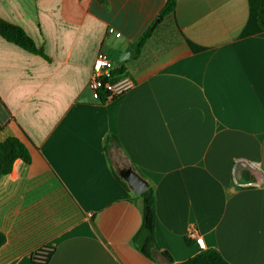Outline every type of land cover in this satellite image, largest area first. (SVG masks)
Segmentation results:
<instances>
[{"label":"crops","instance_id":"crops-1","mask_svg":"<svg viewBox=\"0 0 264 264\" xmlns=\"http://www.w3.org/2000/svg\"><path fill=\"white\" fill-rule=\"evenodd\" d=\"M166 2L0 0L47 56L0 35V143L31 154L0 179V264H159L133 243L132 174L154 189L157 246L174 263L202 250L195 231L230 264H264V181L240 167L264 177L259 0H177L161 17ZM127 47L134 87L95 99L98 53L116 66Z\"/></svg>","mask_w":264,"mask_h":264},{"label":"trees","instance_id":"trees-1","mask_svg":"<svg viewBox=\"0 0 264 264\" xmlns=\"http://www.w3.org/2000/svg\"><path fill=\"white\" fill-rule=\"evenodd\" d=\"M177 0H167L161 11V17H165L174 12ZM260 30H264V0H259L258 11L253 15ZM153 28H149L136 44L137 52L151 36ZM0 35L10 43H13L23 49L47 58L43 49L38 48L34 41L18 26L12 25L0 18ZM124 65L115 68V74L122 76L125 74ZM103 101L104 97L101 95ZM22 160L25 163L31 162V154L28 148L16 137H9L0 143V179L13 170L15 163ZM142 203V226L136 234L133 243L147 257L156 261L153 254L159 251L155 238L156 226V205L155 193L152 187L145 190L139 196ZM5 243V237L0 232V247ZM169 258L172 264H230L215 249L201 250L193 258L182 262L174 263L166 252H161Z\"/></svg>","mask_w":264,"mask_h":264},{"label":"built area","instance_id":"built-area-1","mask_svg":"<svg viewBox=\"0 0 264 264\" xmlns=\"http://www.w3.org/2000/svg\"><path fill=\"white\" fill-rule=\"evenodd\" d=\"M112 31V29H111ZM119 36V34H117ZM115 63L103 52H99L94 65L90 81V88L93 96L97 100H101V95L104 97L103 101H108L117 97H121L128 93L134 87V81L130 76L124 74L117 76L115 72ZM197 244L204 249V242L200 235L195 231L189 233ZM203 242V246L201 245Z\"/></svg>","mask_w":264,"mask_h":264},{"label":"water","instance_id":"water-1","mask_svg":"<svg viewBox=\"0 0 264 264\" xmlns=\"http://www.w3.org/2000/svg\"><path fill=\"white\" fill-rule=\"evenodd\" d=\"M161 17L158 18V20H160ZM137 55V53L131 48V47H127L123 53L120 55L119 57V63L116 65L117 68L121 67V64L129 59H133L135 58ZM240 167H242L243 169H246L250 175H252L253 177H255V184H261L264 181V177L261 173H259L258 171L248 167L247 165H241ZM130 184L133 186L134 188V192L137 195L142 194L145 190L148 189V184L145 183L141 178H139L137 175L132 174L130 176L129 179ZM154 258L156 259V261L159 264H172L171 261L169 260V258L167 256H165L163 253L157 251L153 254Z\"/></svg>","mask_w":264,"mask_h":264},{"label":"snow or ice","instance_id":"snow-or-ice-1","mask_svg":"<svg viewBox=\"0 0 264 264\" xmlns=\"http://www.w3.org/2000/svg\"><path fill=\"white\" fill-rule=\"evenodd\" d=\"M201 245L203 246V242L201 241Z\"/></svg>","mask_w":264,"mask_h":264}]
</instances>
